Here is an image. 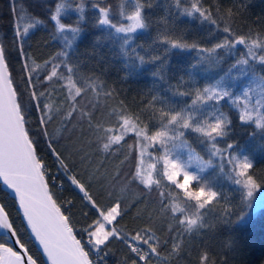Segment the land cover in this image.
Here are the masks:
<instances>
[{
    "label": "snow or ice",
    "instance_id": "obj_1",
    "mask_svg": "<svg viewBox=\"0 0 264 264\" xmlns=\"http://www.w3.org/2000/svg\"><path fill=\"white\" fill-rule=\"evenodd\" d=\"M250 4L120 0L114 6L92 0L97 14L91 21L87 0L75 8L68 0L44 5L47 18L21 15L23 5L12 9L25 22L21 27L14 20L10 36H0V182L9 190L3 195L14 194L24 227L48 264H108L114 255L117 264H242L232 229L264 194V167L254 156L264 152V15L250 19ZM69 11L78 14L73 23L62 19ZM182 17L191 23H177ZM49 21L52 30L34 40L32 32ZM85 24L103 31L93 38L91 53H72L88 31ZM138 32H151V39L137 42ZM117 39L128 58L120 79L159 77L172 96H194L191 103L159 90L138 93L135 107L117 100L125 93L109 85L107 68H98L103 57H95L97 70L84 67L97 44ZM33 40L38 50L53 40L63 46L37 55ZM181 54H188V63L169 71L172 57ZM199 76L206 78L203 86ZM185 84L188 90L180 91ZM239 85L244 90L237 95ZM229 103L235 116L225 110ZM238 130L257 141L255 148H246ZM197 147L220 157L216 168L231 195L220 190L215 171L208 172L213 159L205 160ZM146 157L154 162L146 164ZM77 207L86 223L74 230ZM10 217L7 201L0 202L6 233L0 264H38ZM128 217L134 226L124 224Z\"/></svg>",
    "mask_w": 264,
    "mask_h": 264
},
{
    "label": "trees",
    "instance_id": "obj_2",
    "mask_svg": "<svg viewBox=\"0 0 264 264\" xmlns=\"http://www.w3.org/2000/svg\"><path fill=\"white\" fill-rule=\"evenodd\" d=\"M58 0H0V36H4L5 34H8L10 36L11 29L13 27V21L16 20L21 27L24 24V20H20L16 13L12 11L13 8H16L17 11H19L20 6L23 5L26 9L25 12L21 13V15H27V14H34L35 18L44 17L46 16V9L44 5H47L49 7H52L57 3ZM110 2L114 6H118L120 3V0H110ZM169 0H157L158 5H163L165 3H168ZM214 0H205V5L208 6L209 4L213 3ZM68 3L72 5L73 8L78 6L79 0H68ZM92 0H87V6H86V20L91 21V19L97 14L94 9L91 8ZM127 6V5H126ZM249 18L252 20H255L258 16L264 15V0H251V4L249 6ZM163 8H158L157 14L162 13ZM78 18V14L75 11H69L65 16L62 17L63 21L65 23H73ZM114 19H118V17H114ZM177 23L184 25L189 24L191 21L187 17H182ZM54 27L53 23L49 21L48 24H46L43 28L38 29L34 32H32L33 38L39 37L42 33L44 35H47L49 31L52 30ZM85 27L88 28V31H86L77 41L76 44H74L73 49L70 50L72 53H85V52H92V44H93V38L97 35H99L103 30L101 29H92L88 26V24H85ZM69 38H71V34H67ZM137 42L139 41H149L151 39V32H138L136 34ZM33 42L31 43L32 49L34 52H36L37 55H45L48 54H55L56 51L60 50L63 46V41H56L53 40L48 43L46 48L43 49H37L36 45ZM120 41L117 39L116 43L113 44L112 42H105L102 45L97 44L95 49V55L93 56V59L90 63L85 64L84 67L86 69H92V64L95 63V57L101 56L103 57V61L101 65L98 66V68H107L108 74H107V81L109 85L113 88H116L119 91H122L125 93V96H117L116 99H125L127 103L132 104L133 107H135V104L133 103V97H136L137 102L139 101L138 93L141 91L152 95L155 94L157 90L160 91V94L165 97H171L175 101H180L182 103L190 104L191 100L194 98V96H187V97H178V96H172V93L165 91L166 85L164 84V81L161 80L159 77H153L149 78L148 75H144L142 78H131V79H120L121 77H126L127 74V68L125 67V64L128 60L127 57L123 55V53L120 50L119 47ZM189 60L188 54H181L180 56H173L171 61L169 62V71H175V65L176 64H187ZM39 63V61H38ZM13 66L17 70H19V65L15 62V59H13ZM148 69H151L153 66L149 65L146 66ZM226 67V65H225ZM257 68L259 69L260 66L257 65ZM97 70V69H92ZM16 73H14V76ZM163 75V74H162ZM187 76H185V80L187 81ZM198 79L200 80V85L203 86V84L206 82V78L203 76H199ZM176 81L175 79L172 80V84L175 85ZM244 89L243 85H239L236 88V94L241 93V91ZM180 91H185L187 89V84H185L183 87L179 88ZM61 92H57L56 97L57 103H62L60 100ZM225 110H228L231 108L230 103L226 104ZM233 116L236 115V109L231 108ZM34 118V117H33ZM133 134L129 133V137H131ZM238 137H241L243 141H246V148L248 150H252L255 148L257 141L252 140L248 138L247 133H240L239 130L237 131ZM131 143V141H130ZM128 151H131V148L127 149ZM136 152L138 153V146H136ZM197 152L204 157L205 160L212 158L213 159V168H210L208 170L209 173H212L215 171V174L218 176L217 184L220 186V190L224 191L225 193H228L231 195V185L227 180V177L224 173H221L218 168H216V165L220 164V157H209L206 155L207 149L197 147ZM40 155L45 158L47 163L52 166V159L47 155V152L45 150H41ZM255 160L258 167H264V152L262 151H256L254 153ZM151 162H154L150 159ZM119 163V162H117ZM162 167V165H158V168ZM51 170L54 172L55 167H52ZM228 169H225V172H227ZM162 175V173H161ZM163 183L165 185L168 184L166 178L163 179ZM171 187V186H169ZM177 192L179 190H176ZM2 193H7L0 187V200L1 202L7 201V210L11 213V219L14 220L15 226L20 230V234L23 239H25L28 242L29 248H30V254L34 256V258H38V264H45V261L37 249L36 245L34 244L33 240L31 239V236L28 232V230L24 227V223L21 219V216L17 210L16 202L10 195H3ZM69 193L66 192L64 195H68ZM174 195L176 193H173ZM260 194L258 193L257 196L259 197ZM257 199L255 200V202ZM77 204H79V201H77ZM235 211V209H234ZM79 208L73 209V220L72 223L74 224L75 228L74 230H79V228L86 223L78 214ZM244 213H242L243 215ZM124 224L128 226H134L133 221L131 217H128L125 219ZM233 234L235 235L239 248V256L237 257L238 261H241L242 264H258V260L261 258H264V209L258 208V209H252L247 215L246 219L236 225L232 229ZM159 235V233H157ZM80 238V236H78ZM3 240V237L0 236V241ZM83 242V241H82ZM122 254V253H121ZM118 256H110L108 257V264H117Z\"/></svg>",
    "mask_w": 264,
    "mask_h": 264
},
{
    "label": "water",
    "instance_id": "obj_3",
    "mask_svg": "<svg viewBox=\"0 0 264 264\" xmlns=\"http://www.w3.org/2000/svg\"><path fill=\"white\" fill-rule=\"evenodd\" d=\"M0 187L4 190V191H6L7 193L9 192V190H7L6 189V187L5 186H3L2 185V182H0ZM10 196L14 199V194H10ZM0 202H1V200H0ZM19 212V211H18ZM19 214H20V216H21V213L19 212ZM21 219H22V216H21ZM23 221V220H22ZM24 223V222H23ZM28 230V229H27ZM28 232H29V234H30V231L28 230ZM5 231L4 230H0V236L1 237H4L5 236ZM31 236V235H30ZM31 239L33 240V238L31 237ZM33 242H34V244L36 245V247H37V249L39 250V252L41 253V255H42V257H43V259H44V261H45V264H48V262H47V259H46V257L43 255V253H42V249L39 247V245H38V242H35L34 240H33Z\"/></svg>",
    "mask_w": 264,
    "mask_h": 264
},
{
    "label": "rangeland",
    "instance_id": "obj_4",
    "mask_svg": "<svg viewBox=\"0 0 264 264\" xmlns=\"http://www.w3.org/2000/svg\"><path fill=\"white\" fill-rule=\"evenodd\" d=\"M242 91H241V93H242ZM241 93H239V94H241ZM239 94H237V95H239ZM150 162H151L150 159L148 157H146L145 163L147 164V163H150ZM261 199H264V194H260L259 199H257V201L255 202L254 209L260 208Z\"/></svg>",
    "mask_w": 264,
    "mask_h": 264
}]
</instances>
